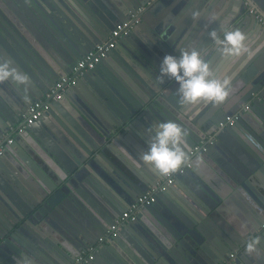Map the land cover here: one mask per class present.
Listing matches in <instances>:
<instances>
[{
    "label": "water",
    "instance_id": "water-1",
    "mask_svg": "<svg viewBox=\"0 0 264 264\" xmlns=\"http://www.w3.org/2000/svg\"><path fill=\"white\" fill-rule=\"evenodd\" d=\"M253 1L264 9V0ZM233 4L241 8L240 14L247 11L244 0H215L206 8L207 0H0V60L10 61L29 77L27 84H17L12 79L0 83V136L21 122L27 104L40 99L54 81L68 74L84 54L104 41L118 22L145 5L137 15L139 21L118 39L116 46L130 43L131 54L142 64L139 67L144 65L148 69L150 82L127 60L119 62L120 66L115 64L113 49L79 77L90 81L103 72V66L111 63L114 67L108 68L107 77L100 75L99 81L98 77L96 82L90 81L87 89L73 86L78 100L68 101L70 113L91 127L94 117L101 118L104 111H109L108 114L116 117L114 125L126 130L139 121L149 128L158 121L172 119L189 133V149L207 136H213V143L202 154L208 155L209 149L214 148L220 153L214 160L215 165L207 162L203 171L191 168L177 173L174 182L164 188L165 194L174 197L181 189L190 196L195 210H178L179 214L168 203L169 212L162 210L160 201L164 200L159 197L160 193L158 201L141 208L146 219L140 211L135 221L126 223L117 236L100 244L92 259L83 264H221L224 260L227 264H264V229L258 235L260 254L257 257L248 256L244 247L263 223L257 215L264 214V199L258 191L264 182V89H261L264 54L236 71L230 82V100L221 104L204 101L191 106L182 104L179 82L167 75L162 82L157 79L163 57H179L181 49L196 48L211 66L213 51L219 50V46L215 43L210 46L209 33L215 30L218 34L221 23L217 26L208 22ZM186 5L190 10L185 16L177 19L168 15L167 18L168 11L175 13ZM197 8L200 15L194 19L192 13ZM229 14L234 13H225ZM28 18L42 32L46 31L49 45L39 33L29 29ZM224 21L223 27L234 23L233 17H226ZM140 28L146 31L142 36L146 45L135 43ZM135 58L131 56L137 65ZM152 80L158 83V89L152 86ZM4 86L11 88V96ZM245 104H249L248 108L238 115L233 126L217 128L230 110L236 112ZM51 108L52 104L43 115L50 114ZM43 115L15 136L0 156V264H24L25 261L73 264L152 185L134 171L128 176L95 164L80 163L71 167L74 165L69 164L58 142L51 141L57 130L43 125ZM69 120L70 116L64 115L57 124L64 127ZM240 123L245 124L247 133L245 130L244 134L240 133ZM113 128L112 133L118 134L119 128ZM21 135L29 142L28 146L22 143ZM256 178L260 179L259 184ZM147 182V187H142ZM242 188L258 204L246 203L245 207L239 204L240 209L235 212L238 217L256 218L258 224H248L244 231L236 226V217L226 210L237 205L232 195L241 197ZM126 227L133 230L132 237L125 234ZM224 236H234L237 243L226 241ZM122 237H128L124 240L126 246ZM239 246L244 248L243 253L249 260L240 253L231 259L230 251ZM143 247L148 252H143L142 260L135 259L133 254ZM105 249L111 250L114 256H107ZM102 257L110 259L109 262Z\"/></svg>",
    "mask_w": 264,
    "mask_h": 264
},
{
    "label": "crops",
    "instance_id": "crops-1",
    "mask_svg": "<svg viewBox=\"0 0 264 264\" xmlns=\"http://www.w3.org/2000/svg\"><path fill=\"white\" fill-rule=\"evenodd\" d=\"M211 1H215V0H207V5H205L204 7L206 8L208 6V3ZM111 4L113 5L112 2H111ZM186 7H188V5L183 6L182 9L177 10L175 13H173V11H168V14L166 13V15L167 16L172 15V17L175 16L178 19L180 17L185 16V14L187 13V10H190L188 8L186 9ZM217 7H219V6H217ZM240 10H241V8H239L238 5L233 4L232 6H229L228 8H226L225 11L218 12V14H216L215 18L212 19L210 22H208V24H210V25L215 24L217 26L219 23H221L220 24L221 30L218 33V35H220V36L223 35L224 30L230 29L232 27H235L234 30L240 29L241 31H243L246 34V36L248 37L247 42L250 45V51L254 53V55L252 56L251 59H248L247 54H245L244 56L237 58L235 60V62H233L232 60L223 57L220 54V50H218V49L215 51L212 50L215 53L214 54L215 56L213 57V62L210 66L213 74L216 76H219L221 78L229 77L230 82H231V78L236 73V71H238L241 67L247 66V64L250 63V60H254V57L262 56L264 54V26H262L260 23H258L253 16L251 17L247 13L246 10H243L242 14H240ZM199 11H200V8H197V12H199ZM230 11L233 12L234 14L225 15V13H228ZM169 16L167 18H169ZM226 17H233L234 23L231 22L228 27H226V25L223 27L222 25L225 22L224 19ZM240 21H242V22L238 24V22H240ZM27 22L29 25V29H31L33 32H35L37 34L39 33L40 37L44 39L46 44H48V41H47V38L45 35L46 31L42 32L40 27L30 19ZM145 34H146V31L144 32L140 28L135 35V38H136L135 43L139 42V43L146 45L145 42L143 41ZM142 36H143V38H142ZM210 42H211L210 46H213V44H214L213 40H211ZM114 49L115 50L113 53L114 55H113L112 61L115 62V64L117 63V65H119V62H121L123 59L127 60L129 63H131L130 64L131 66H133L135 69H137V72L143 78H145L147 80V82H150V79L148 77L149 72L147 71L148 69H146V67L144 65L139 67V65H142V64H139L138 60L131 54L130 43H127V45L120 43L119 46H116ZM58 53L61 54L60 52H58ZM111 54H112V52H111ZM131 56L137 60V65L132 62ZM112 66L113 65L111 63H109L108 66L107 65L103 66V69H102L103 74L102 73L96 74V76H94V78L91 77L90 81L92 82V80H93L94 82H96L97 77H98V81H99L101 76L103 78L107 77L108 72H109L108 68H111V69L114 68ZM90 81H86L85 79L84 80L79 79L76 83V86H78L79 89L81 88L82 90L87 89V88H89L88 86H89ZM151 82L153 83L152 86L156 87V89L159 88V85L155 80H152ZM72 88H73V86H70L65 90L64 95H63V99L61 101H59L58 103H52V108H51L50 114L43 115V116H45V119H46V121L44 119L43 125L46 127H50V128L54 127L53 129L57 130L56 135L54 134L55 136H51V138H52L51 141L54 140V141L58 142L57 143L58 147L63 149L61 151H63L64 156L66 157L69 164L74 165L71 167H77L80 163L81 164H89V165L95 164L99 168L104 167V168H107L111 172H113V169H116L120 172H123L121 174H126L128 176L129 175L132 176L131 171H134V172L138 173V175H141V177L143 176L142 178L149 180L152 184L162 180V178L165 175L158 174L159 172L152 165L145 163L141 159L142 154L148 150L149 143L152 139V135L150 134V132L145 131V129H148V128L142 122L139 121V123L134 124V126H131L128 130L120 129L119 125H116V126L114 125V122L117 121L116 117L112 114H108L107 112H109V111H104L101 114V118L94 117V120H93L94 126H91V127L87 126L85 124V121H83L81 118L75 116L74 114L70 113V111H69L71 109V107L68 104V101L76 102V100H78V95L73 91ZM261 89H264V87H262ZM4 90H5V92H7L11 96V94H12L11 88L8 90V88L4 86ZM80 92H82V91H80ZM262 93H264V92H262ZM66 97L69 100H67ZM231 99H233V98H231ZM229 100H230V98H227V101H229ZM26 106H28V104ZM228 107H230V106H228ZM234 111L230 110L229 114H227V115H231V114L234 115V114H237L238 112L241 114L246 110H243L240 107V108H238V111H236V112H234ZM103 114H106V116H104ZM64 115L70 116L69 121L71 123L69 122V123H66V126L59 127V124H57V122H59L58 119H60V118L63 119ZM227 115H225L222 120H224ZM246 125L251 127V124L249 122H246ZM51 126H53V127H51ZM65 127H68V128H65ZM112 127H114L115 129L119 128L118 134L112 133L115 131V130H112ZM42 129L43 128L40 129L41 133L43 132ZM238 129H239L241 134H244V130H245V133H247V130L245 128V124L243 126L240 123ZM110 139H113L112 142H110ZM21 140L23 141L22 143L25 146L29 145V142L27 141V139L22 138V135H21ZM68 143H69V145H71V147L68 145ZM193 146L191 148H193ZM258 147L261 151V147L260 146H258ZM122 148L126 149V152L122 151L121 150ZM209 152L210 153L208 155H205V153L204 154L198 153V154H195L194 156H192L191 168H195L196 170L203 171L204 167L208 166L206 164L207 162L211 163L212 165H215L214 160L218 159V157L220 156V153L218 152V150L216 148H214L212 150L209 149ZM79 157H81V158H79ZM198 159L200 161L199 163L197 162ZM191 168H189V169H191ZM177 173H179V172H177ZM175 175L176 174H173L172 182H174V180H175ZM255 181L256 182L260 181V179L256 178ZM148 184L149 183L147 182L146 184L142 185V187H144V186L147 187ZM261 185H262V187L260 186L258 191H259V193L262 194V196H263L262 199H264V189H263L264 182ZM253 187L255 188L256 185H254ZM165 192H166V190H164L159 195V197L161 196L162 199L164 200V201H160L162 210H165V211L167 210V212H169V210L166 207V203H168V205L171 204L172 207L175 208L179 214H181V213L178 210L185 212V210L187 211L188 209H191V210L196 209V207H195L192 199L190 198V196H187L186 194H184V192L181 189H179V193L176 194V197H174L173 195L170 196V194L167 195V194H165ZM255 193L258 195V193L256 191H255ZM240 195H241V197L236 195V194L232 195L234 201L237 203V205L234 204V206H233V207H235V209L233 207L229 206L226 208V210L232 217H236L235 222L238 224L236 226H240V229L242 231L245 230L244 226H248V224L252 225L253 222H255L257 224V219H260V221L263 220V223L260 225V227H257L254 230V232L250 235V237H252L254 235L258 236L259 232H261L262 226L264 225V214L257 215V217H256L257 219L256 218L251 219L248 216H244V218L242 216H240L241 218L238 217L239 215L235 212L238 209H240L239 204H242L243 207H245L246 203H248L251 206L252 205H255V206L258 205L257 201L254 198H251V196L246 193L245 188L241 189ZM24 199H26V198H24ZM244 199H245V203H244ZM175 203H177V205ZM231 208H233V210ZM141 213H142V211H141ZM142 217L145 219L147 218V216L143 213H142ZM242 219H244V220L242 221ZM121 230H123V228ZM124 231L128 237H130V236L132 237L133 230L131 228L126 227L124 229ZM128 237H122L123 242H124L123 243L124 246L127 245V243H125L124 240ZM223 238L230 243H237V240H236V238L234 239V236H231V238L230 237L226 238L224 236ZM104 244H106V243H104ZM232 245L235 246L234 244H232ZM243 249L244 248H241V246H239L235 250H231L230 252L235 253V256L236 255L238 256L239 253L243 254L244 259L249 260V258L246 257V255L243 253V251H244ZM105 250H106L107 256H109V257L114 256L111 250H108V249H105ZM143 252L147 253L148 250L145 247H143L142 250L136 251L135 254H133L134 256H136L135 259L137 258V259L142 260ZM259 254H260V252H258V255ZM251 255H253L254 257H257V254H251ZM248 256H250V254ZM102 259H104L103 261H105L107 263L110 260V259L107 260L106 257H102ZM117 259H120V258H117ZM263 259H264V256H263ZM227 262H228L227 260L223 261V263H226V264H227ZM240 262L242 263V261H240ZM262 263H264V262L262 261ZM176 264H178V262H176Z\"/></svg>",
    "mask_w": 264,
    "mask_h": 264
},
{
    "label": "clouds",
    "instance_id": "clouds-1",
    "mask_svg": "<svg viewBox=\"0 0 264 264\" xmlns=\"http://www.w3.org/2000/svg\"><path fill=\"white\" fill-rule=\"evenodd\" d=\"M199 15V12L192 13L194 19ZM209 35L219 46L220 54L233 62L245 54L248 59L254 55L250 51L248 37L240 29H226L222 36L212 30ZM160 73L161 75L157 77L160 82L165 75L179 82L181 103L185 105H196L201 101L221 104L232 92L230 78L214 75L203 53L196 48L181 49L179 57L165 55L160 66ZM8 79L14 80L17 84H27L29 77L13 67L10 61L0 60V83ZM145 131L150 132L152 139L141 159L152 165L161 175H170L189 162L187 151L189 133L175 120L158 121ZM121 150L126 152V149ZM197 162H200L199 159ZM57 171L59 174L58 168ZM231 219L229 218V222ZM259 242L258 236L250 237L244 245L245 250L249 254H258ZM24 264H30V262L25 261Z\"/></svg>",
    "mask_w": 264,
    "mask_h": 264
},
{
    "label": "built area",
    "instance_id": "built-area-1",
    "mask_svg": "<svg viewBox=\"0 0 264 264\" xmlns=\"http://www.w3.org/2000/svg\"><path fill=\"white\" fill-rule=\"evenodd\" d=\"M244 5L247 7V11L255 18V20L264 26V9L258 7L253 0H244ZM145 5L139 7L134 14L124 21L118 22L109 36L102 42L97 43L94 48L84 54L73 66L68 74H65L52 83L48 91L40 98L33 101L31 104L25 107L21 122L17 125L10 126L0 136V156L3 154V150L6 145L11 144L15 136L24 131L27 125L37 121L42 114L50 108L53 102L59 101L63 98L65 90L74 86L79 77L83 75L87 70L94 68L100 61L107 56V54L116 47L117 41L120 37L127 35L131 27L139 21L138 13L142 12ZM59 97V99H58ZM249 104H245L242 109H247ZM240 113L234 115H227L224 120L220 121L217 125L219 130L233 126L236 118ZM213 136H207L205 139L196 143L193 148L188 151L189 162L183 165L176 172L166 175L162 180L152 184L146 189L138 198L132 201L122 212L116 217L110 226L106 228L102 234L97 238L94 244L89 245L86 250L81 252L74 260L73 264H83L87 260L92 259L93 254L99 248V245L106 242L107 239L118 235L122 227L131 221H135L142 207H146L156 202L157 197L163 192L165 186L171 184L173 180V174L177 172L181 173L191 168L192 156L198 153H202L207 149L209 145L213 143ZM264 229V225L262 226ZM231 259L235 257V253H230ZM226 264V263H221Z\"/></svg>",
    "mask_w": 264,
    "mask_h": 264
},
{
    "label": "flooded vegetation",
    "instance_id": "flooded-vegetation-1",
    "mask_svg": "<svg viewBox=\"0 0 264 264\" xmlns=\"http://www.w3.org/2000/svg\"><path fill=\"white\" fill-rule=\"evenodd\" d=\"M43 115V114H42Z\"/></svg>",
    "mask_w": 264,
    "mask_h": 264
}]
</instances>
